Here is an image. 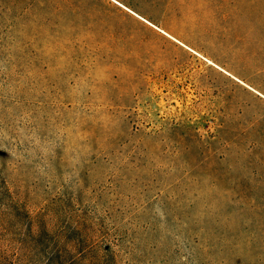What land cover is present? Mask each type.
Instances as JSON below:
<instances>
[{"label":"rangeland","instance_id":"obj_1","mask_svg":"<svg viewBox=\"0 0 264 264\" xmlns=\"http://www.w3.org/2000/svg\"><path fill=\"white\" fill-rule=\"evenodd\" d=\"M0 264H264V0H0Z\"/></svg>","mask_w":264,"mask_h":264}]
</instances>
